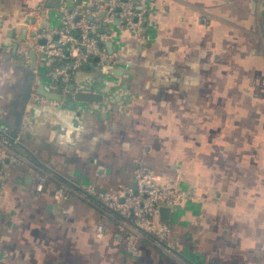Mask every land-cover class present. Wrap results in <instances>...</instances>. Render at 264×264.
I'll use <instances>...</instances> for the list:
<instances>
[{
  "label": "crops",
  "instance_id": "obj_1",
  "mask_svg": "<svg viewBox=\"0 0 264 264\" xmlns=\"http://www.w3.org/2000/svg\"><path fill=\"white\" fill-rule=\"evenodd\" d=\"M78 1L77 12L95 2ZM48 2L0 0V133L21 134L29 159L9 168L0 195V262L181 264L143 241L132 257L96 206L70 190L54 199L61 183L119 193L142 162L193 197L167 222L186 264H264V0H152L142 36L106 26L118 73L96 63L74 73L99 103L59 93L49 78L57 60L41 58V46L35 64L26 56L44 11L43 32L63 26ZM40 86L62 101L38 104ZM37 169L50 176L41 193Z\"/></svg>",
  "mask_w": 264,
  "mask_h": 264
},
{
  "label": "built area",
  "instance_id": "obj_2",
  "mask_svg": "<svg viewBox=\"0 0 264 264\" xmlns=\"http://www.w3.org/2000/svg\"><path fill=\"white\" fill-rule=\"evenodd\" d=\"M77 0H63L61 12L63 26L61 29H47L37 35L35 41L45 38L48 44L59 37L57 47L41 46V52L47 58H55L62 62L54 68L49 78L56 88L58 83L63 86L62 91L69 92L74 73L85 65L98 59L96 66L108 76H114L115 62L107 49L102 45L107 37L105 27L116 26L119 32H131L142 36L150 1L152 0H95L94 4L77 12L73 4ZM44 4L42 8H44ZM104 13V16L102 14ZM29 56V51L26 52ZM91 83L76 86L77 92H88ZM38 104H52L44 97L35 95ZM23 132V131H22ZM21 135V134H20ZM20 135L10 137L0 133V195L3 185L9 179V168L29 159L23 153L17 152L16 147L21 145ZM6 161L8 164H6ZM37 180L34 186L36 192H43L50 176L37 169ZM70 193L96 206L103 214L104 219L113 220L119 233L126 240L127 252L134 258L139 256L141 241L155 248L165 256L181 264L184 259L176 252L171 238V227L161 219L162 208L172 211L186 205L193 200L187 190L180 187V181L163 182V179L152 168L139 162L134 170V184L116 194H102L91 188L69 189L61 183L54 194L58 202L67 201ZM106 233L104 221L98 224L95 236L102 239Z\"/></svg>",
  "mask_w": 264,
  "mask_h": 264
},
{
  "label": "water",
  "instance_id": "obj_3",
  "mask_svg": "<svg viewBox=\"0 0 264 264\" xmlns=\"http://www.w3.org/2000/svg\"><path fill=\"white\" fill-rule=\"evenodd\" d=\"M63 0H49L48 2V8L57 10L59 11L61 8V3ZM80 2V0L78 1ZM264 7V5H263ZM104 16V13L102 14ZM261 16L264 18V10L262 11ZM47 25V20H46V12L44 11L42 14V19H41V27L38 31L32 32L30 37L32 40L28 43L30 51H29V58L31 60V63L35 64L36 57H37V51L35 49L36 45L42 46V47H47L48 46V41L45 38L38 39L35 41L34 39L36 38L37 35H41L43 33L44 27ZM20 36L18 38L19 42H26L27 36H28V28L26 25H23V27L20 29V32L18 33ZM54 40L58 41L59 37L56 36ZM104 45V44H102ZM17 47V46H16ZM15 47V48H16ZM107 49L109 50V54H111V47L112 43L109 42L106 44ZM46 56L42 53L41 58H45ZM98 59H95V62H97ZM118 72L114 70V74H117ZM120 73V72H119ZM69 91L73 93V96H70V98L74 99L76 102H102L103 97L101 95L93 94L90 92H77L76 91V86L71 85L69 88ZM38 95L41 97L46 98L47 100H50L52 102H61L62 101V96L54 93L50 88L46 86H40L39 89L37 90ZM21 146V145H20ZM22 147V146H21ZM6 164L8 162L6 161ZM2 169V165H0V170ZM161 219L165 222H170L172 218V210L169 208H162L160 211ZM0 264H5L3 262H0Z\"/></svg>",
  "mask_w": 264,
  "mask_h": 264
},
{
  "label": "trees",
  "instance_id": "obj_4",
  "mask_svg": "<svg viewBox=\"0 0 264 264\" xmlns=\"http://www.w3.org/2000/svg\"><path fill=\"white\" fill-rule=\"evenodd\" d=\"M57 61H56V67H58V66H61L62 65V62H60L58 59H56ZM92 63H95V61L94 62H92ZM71 85H74V76H73V79H72V82H71ZM57 91L59 92V93H61L62 92V89H63V86H62V84L61 83H58V86H57ZM16 151L17 152H22V149H21V146H18V147H16Z\"/></svg>",
  "mask_w": 264,
  "mask_h": 264
}]
</instances>
